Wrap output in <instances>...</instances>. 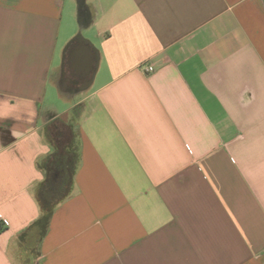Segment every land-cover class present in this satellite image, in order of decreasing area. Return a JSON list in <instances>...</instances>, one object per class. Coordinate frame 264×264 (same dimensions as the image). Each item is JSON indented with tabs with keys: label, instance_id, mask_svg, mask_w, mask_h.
I'll return each mask as SVG.
<instances>
[{
	"label": "crops",
	"instance_id": "obj_1",
	"mask_svg": "<svg viewBox=\"0 0 264 264\" xmlns=\"http://www.w3.org/2000/svg\"><path fill=\"white\" fill-rule=\"evenodd\" d=\"M59 119L79 164L36 264H264V0H0V264L29 254Z\"/></svg>",
	"mask_w": 264,
	"mask_h": 264
},
{
	"label": "trees",
	"instance_id": "obj_2",
	"mask_svg": "<svg viewBox=\"0 0 264 264\" xmlns=\"http://www.w3.org/2000/svg\"><path fill=\"white\" fill-rule=\"evenodd\" d=\"M85 8L84 4H80V21L85 25ZM76 44L75 41L69 43L66 50V58L64 66L69 63V54ZM61 122L62 128H67L72 134V142L68 145L63 144L62 140L51 134V128L56 130L59 126L54 124ZM48 138L54 146V152L47 157L42 163L41 168L46 174V180L42 184L38 198L42 207L41 217L30 226L19 238V245L23 247L32 238L33 245H30L31 252L23 258L22 264H36L41 256L40 245L45 238L56 206L65 199L72 187L73 176L78 168L79 154L76 147L75 138L76 132L72 126L59 119L52 122L48 129Z\"/></svg>",
	"mask_w": 264,
	"mask_h": 264
},
{
	"label": "water",
	"instance_id": "obj_3",
	"mask_svg": "<svg viewBox=\"0 0 264 264\" xmlns=\"http://www.w3.org/2000/svg\"><path fill=\"white\" fill-rule=\"evenodd\" d=\"M76 44L72 45L73 48L77 47V43H80L78 45V49L73 51L72 53L69 54V63L71 66H76L78 70L84 71L87 75L90 74L93 66V55L90 50V47L87 45L88 42L84 40L81 36H77L74 38ZM69 47V46H67ZM68 48H66L67 50ZM65 66L63 65V77L65 75L64 73ZM64 82H66L64 80ZM92 80H86L83 82L81 85H79L80 90H86L91 86Z\"/></svg>",
	"mask_w": 264,
	"mask_h": 264
},
{
	"label": "flooded vegetation",
	"instance_id": "obj_4",
	"mask_svg": "<svg viewBox=\"0 0 264 264\" xmlns=\"http://www.w3.org/2000/svg\"><path fill=\"white\" fill-rule=\"evenodd\" d=\"M79 44L80 43H77V45H76L77 47L73 48L70 53L77 50L79 48L78 47ZM64 73H65L64 80L66 81V82H64V86L68 87L69 89L79 88V85H81L83 82L88 80L89 75H90V74L87 75L82 70H78V68H76V66H74V65L71 66L68 64L65 67Z\"/></svg>",
	"mask_w": 264,
	"mask_h": 264
},
{
	"label": "rangeland",
	"instance_id": "obj_5",
	"mask_svg": "<svg viewBox=\"0 0 264 264\" xmlns=\"http://www.w3.org/2000/svg\"><path fill=\"white\" fill-rule=\"evenodd\" d=\"M54 126H59V128L56 129V130L51 128L50 129L51 130V134L53 136L58 137L60 140H62L63 144H64V142H65V145L70 144L72 142V134H71L70 130L67 129V128H62V123L61 122H58V123L54 124ZM26 247H25V249H24V247H22V251H24L25 255L27 254V250L29 251V253L31 252V248H29L28 246H26Z\"/></svg>",
	"mask_w": 264,
	"mask_h": 264
},
{
	"label": "built area",
	"instance_id": "obj_6",
	"mask_svg": "<svg viewBox=\"0 0 264 264\" xmlns=\"http://www.w3.org/2000/svg\"><path fill=\"white\" fill-rule=\"evenodd\" d=\"M144 69H145V72L147 73H153L155 71L154 67L152 66L144 67Z\"/></svg>",
	"mask_w": 264,
	"mask_h": 264
}]
</instances>
